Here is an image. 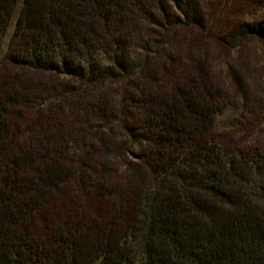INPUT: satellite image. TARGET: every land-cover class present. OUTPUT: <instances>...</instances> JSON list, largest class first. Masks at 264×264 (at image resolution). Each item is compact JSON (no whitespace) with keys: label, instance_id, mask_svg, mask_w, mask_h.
Instances as JSON below:
<instances>
[{"label":"trees","instance_id":"trees-1","mask_svg":"<svg viewBox=\"0 0 264 264\" xmlns=\"http://www.w3.org/2000/svg\"><path fill=\"white\" fill-rule=\"evenodd\" d=\"M198 1L23 0L0 62V264H264V147L214 132L239 92L254 118L264 99L208 48L264 44V15L213 33Z\"/></svg>","mask_w":264,"mask_h":264},{"label":"rangeland","instance_id":"rangeland-1","mask_svg":"<svg viewBox=\"0 0 264 264\" xmlns=\"http://www.w3.org/2000/svg\"><path fill=\"white\" fill-rule=\"evenodd\" d=\"M22 2L23 0H16L14 11L1 39L0 62L7 49ZM198 9L205 11L206 15L215 13V19H206L202 28L208 30L213 26L215 29L211 31L218 33L216 29L225 30L239 19L264 15V0H199ZM174 30L180 32L181 37L191 35L199 40L201 36L195 27L180 26ZM208 48L215 69L217 66L225 68L228 64L241 69L252 91L258 92L264 99V44L257 37L245 39L233 48H227L212 40ZM260 114L259 118H254L246 111L243 96L239 92L235 103L225 104L214 115V132L217 139L242 152L264 147V108Z\"/></svg>","mask_w":264,"mask_h":264}]
</instances>
